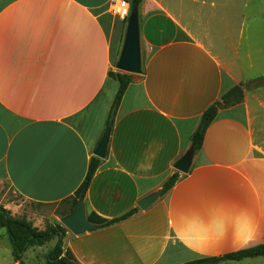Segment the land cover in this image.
Returning a JSON list of instances; mask_svg holds the SVG:
<instances>
[{"label": "crops", "instance_id": "obj_1", "mask_svg": "<svg viewBox=\"0 0 264 264\" xmlns=\"http://www.w3.org/2000/svg\"><path fill=\"white\" fill-rule=\"evenodd\" d=\"M112 1L0 0V185L25 201L61 203L85 179L118 89L108 73L117 71L124 20ZM248 6L237 17L234 0H142L143 69L116 107L84 194L86 216L138 212L93 232L67 231L63 245L77 264H182L264 245V46L253 41L264 5L252 1L250 14ZM222 15L224 32L212 31ZM233 86L242 102L218 111L188 173L140 210L175 171L203 111ZM43 247L27 249V264H46ZM255 259L264 258L239 262ZM0 264H24L2 229Z\"/></svg>", "mask_w": 264, "mask_h": 264}, {"label": "trees", "instance_id": "obj_2", "mask_svg": "<svg viewBox=\"0 0 264 264\" xmlns=\"http://www.w3.org/2000/svg\"><path fill=\"white\" fill-rule=\"evenodd\" d=\"M128 2L130 4V7L134 5H138L139 7L142 0H128ZM125 23L126 19L124 20V24ZM143 64L144 60L142 58L141 70L143 69ZM108 76L118 83V89L113 101V104L117 103L118 105L127 87L133 82L134 75L115 71L109 72ZM242 100L243 92L241 87L233 86L225 93H223L218 100L210 104L201 114L195 130L190 136L189 148L194 150V152L198 151L201 148L204 134L208 126L216 118L218 111L221 109H226L235 106L241 103ZM101 163L102 160L97 157L92 156L90 158L87 173L83 183L77 189L72 198L65 199L61 202L69 203L70 205L68 210L64 212L62 217L68 215L72 211L83 188L85 186L87 188L94 173L96 172ZM180 178V174L176 171H173L172 174L164 182V184H167V186L162 195L166 194ZM137 212V208H132L127 212L123 213L122 215L113 219H104L94 213H89L87 215V219L92 224H95L97 226V229H103L122 223L130 219ZM0 229H4L6 231L8 240L11 245V255L13 260L16 262H22L23 255L29 247H43L47 241L51 240L52 238H56V245L50 252L47 253L45 257L46 264H77L76 259L72 255L71 251L65 248L63 245V239L66 236V229L58 223L49 225L43 230H39L38 228L34 227L30 221H27L23 217H13L9 211L0 206ZM259 257L264 258V245L241 249L235 252L224 254L222 256L197 259L182 264H215L220 261L239 262L243 259Z\"/></svg>", "mask_w": 264, "mask_h": 264}, {"label": "water", "instance_id": "obj_3", "mask_svg": "<svg viewBox=\"0 0 264 264\" xmlns=\"http://www.w3.org/2000/svg\"><path fill=\"white\" fill-rule=\"evenodd\" d=\"M141 49H140V32H139V9L138 5L130 7V12L126 18L125 33L118 56L115 68L117 71L139 75L141 74ZM117 103L111 107L107 124L100 137V140L95 148L94 156L99 159H104L107 152L112 122L114 119ZM194 156V150H186L181 157L173 164V169L179 174H187ZM172 179V178H171ZM167 184L162 185L156 191L146 195L137 202V207L140 210H146L153 205L158 198L163 194ZM86 186L80 193L76 204L72 211L60 219L61 225L73 235H81L86 232H93L97 230V226L92 224L86 216L84 206V193Z\"/></svg>", "mask_w": 264, "mask_h": 264}, {"label": "rangeland", "instance_id": "obj_4", "mask_svg": "<svg viewBox=\"0 0 264 264\" xmlns=\"http://www.w3.org/2000/svg\"><path fill=\"white\" fill-rule=\"evenodd\" d=\"M252 1H254L255 4L264 5V0H234L235 15L238 17L237 8L239 5H240L241 10L242 11L244 10V4L249 5L245 9V12L248 14L252 13L250 11V6H251ZM217 5H220V1H218ZM176 8H177V6H176ZM217 9L222 10V8H220V7H218ZM223 17H224V15H222L220 17V21H216V22L212 21L210 23L211 27H213L212 31L213 30L216 31L218 29L219 32H224L223 27H221V25H224V23L222 21ZM217 22L220 23V25ZM247 24H248V21H247ZM258 24H259V22H258ZM125 27H126V23L124 24L123 37H124V33H125ZM259 29H261V27H258V31H260ZM195 32H196V34H198V37H200L207 45L212 46V39H210V37L208 38L206 36V34L201 33L199 31H195ZM260 32H262V33L253 35V37H254L253 41L256 43V45L258 47L264 46V31H260ZM249 33L250 32L248 31V28H247L245 31L246 40L243 41L242 46H241V50H244L245 47H248L250 45V38H249L250 34ZM220 35H221V33L218 34V36H220ZM215 37H216V43L218 42V43L227 44L226 41L223 42V40H222L223 37H217V36H215ZM228 40L229 41H228L227 45H231L232 39H228ZM220 55L222 57L226 56V54H223V53ZM0 203H2V204H15L17 206H20V208L24 212L23 218H25L26 216H30L32 218V220H30L32 225L36 228L40 227L43 229H45L49 225H53L56 223L61 225L60 219L62 218V215L64 214V212H66L70 206L69 203H57V204H51V205H36V204L30 203L28 201H25L19 195H17L10 188V186L5 182L0 185ZM2 231L4 233H6V231L4 229H2ZM66 232H67V230H66ZM56 243H57L56 238H52L51 240L47 241L43 247V251L45 253L50 252L54 248ZM31 252H32V250H29V251L26 250V252L24 253L23 258H22L24 264H27L29 262V260H30L29 257L32 255ZM215 264H264V259H255V260L243 261V262L220 261V262H217Z\"/></svg>", "mask_w": 264, "mask_h": 264}, {"label": "built area", "instance_id": "obj_5", "mask_svg": "<svg viewBox=\"0 0 264 264\" xmlns=\"http://www.w3.org/2000/svg\"><path fill=\"white\" fill-rule=\"evenodd\" d=\"M110 10L114 15L125 20L130 12V5L128 0H113L110 4Z\"/></svg>", "mask_w": 264, "mask_h": 264}]
</instances>
